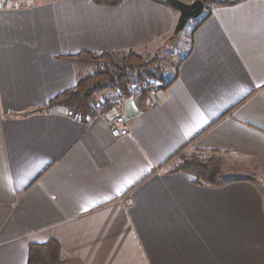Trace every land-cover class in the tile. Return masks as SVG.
<instances>
[{
    "label": "crops",
    "instance_id": "obj_1",
    "mask_svg": "<svg viewBox=\"0 0 264 264\" xmlns=\"http://www.w3.org/2000/svg\"><path fill=\"white\" fill-rule=\"evenodd\" d=\"M209 13L174 77L120 103L129 133L115 138L113 108L41 110L83 72L64 57L139 53L178 12L0 0V264L47 242L65 264H264V0ZM184 152L226 154L253 177L197 184L175 171Z\"/></svg>",
    "mask_w": 264,
    "mask_h": 264
},
{
    "label": "trees",
    "instance_id": "obj_2",
    "mask_svg": "<svg viewBox=\"0 0 264 264\" xmlns=\"http://www.w3.org/2000/svg\"><path fill=\"white\" fill-rule=\"evenodd\" d=\"M18 1V0H13ZM91 3L107 8L118 7L122 0H88ZM204 9L207 4L206 0H201ZM210 13L202 18L196 29L208 17ZM189 53V52H188ZM187 53V54H188ZM128 56L121 59V63L117 64L112 60L111 53H89L81 52L76 55L64 57L65 60L76 65H103V70H97L95 73L83 79H78L75 86L63 93L57 95L41 110H48L52 107H64L72 111L74 116L85 119L95 117L97 114L89 106L93 95L103 87L120 88L124 91V87L128 81V75L134 71H146L151 62H145L140 56L128 52ZM187 56V55H186ZM96 114V115H95ZM203 155L200 153H192L190 155L179 154L178 165L175 171L185 172L193 177L197 184L207 186H217L219 179L223 177L222 162L215 153ZM206 156V157H205ZM26 264H65L60 257V247L55 242H47L43 244H30L28 246V254Z\"/></svg>",
    "mask_w": 264,
    "mask_h": 264
},
{
    "label": "rangeland",
    "instance_id": "obj_3",
    "mask_svg": "<svg viewBox=\"0 0 264 264\" xmlns=\"http://www.w3.org/2000/svg\"><path fill=\"white\" fill-rule=\"evenodd\" d=\"M15 2L13 0H10ZM19 1V0H18ZM187 3H191L194 0H182ZM207 4L201 16L198 19L190 20L184 29L178 33L177 35L173 34L170 37H166L165 39L158 40L153 47L148 46L143 48L137 52H133L140 56L145 62H151V66L146 71H134L128 75V81L124 87V91L120 88H110V87H103L101 90L97 91L93 97L91 98L89 106L92 108L94 113L97 115H103L108 110L114 109L113 111L116 112L117 106L114 104L107 105L108 100H116L117 97L120 95L128 96L129 89L133 85H138L140 83L147 82L149 80H156L159 82L160 85L165 86V83L172 79L175 75L177 64L180 60H182L187 53L189 52V48L191 45L190 37L192 30L197 26L198 22L205 17L211 11V9L218 4H226L231 1L237 0H206ZM128 52H111L112 60L115 61L117 64L121 63V59L125 56H128ZM83 69L79 79L86 78L87 76L95 73L98 69L103 70L106 68L104 64L102 65H77ZM107 100V101H106ZM102 106V107H101ZM95 114V115H96ZM93 118V117H92ZM183 155H190V152H184ZM209 156V155H207ZM217 157L221 159L222 162V170H223V177L219 180H231L233 178H245V177H253V167H249L247 171L244 170H235L234 168V159L226 154H216ZM206 157V156H205ZM179 163V161L177 160ZM252 171V172H251ZM245 172V173H244ZM259 177V175H258ZM260 178V177H259Z\"/></svg>",
    "mask_w": 264,
    "mask_h": 264
},
{
    "label": "built area",
    "instance_id": "obj_4",
    "mask_svg": "<svg viewBox=\"0 0 264 264\" xmlns=\"http://www.w3.org/2000/svg\"><path fill=\"white\" fill-rule=\"evenodd\" d=\"M160 84L156 80H149L144 83H140L138 85H133L131 89H129V97L138 98L143 93H153L158 90ZM126 96L120 95L117 97L116 100H106L107 105L110 106V104H114L116 109H119L120 103L125 99ZM102 107V106H101ZM117 112V113H116ZM115 112V115L110 120V130L115 138L126 136L129 133V127L126 124V121L124 119V116L119 114L118 111ZM90 118H86V120H89Z\"/></svg>",
    "mask_w": 264,
    "mask_h": 264
},
{
    "label": "water",
    "instance_id": "obj_5",
    "mask_svg": "<svg viewBox=\"0 0 264 264\" xmlns=\"http://www.w3.org/2000/svg\"><path fill=\"white\" fill-rule=\"evenodd\" d=\"M178 12L179 16L174 27V35L180 33L190 20L198 19L204 11V4L201 0H194L191 3L182 0H155Z\"/></svg>",
    "mask_w": 264,
    "mask_h": 264
}]
</instances>
